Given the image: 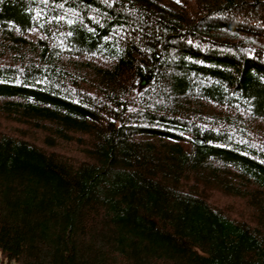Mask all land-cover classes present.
I'll use <instances>...</instances> for the list:
<instances>
[{
    "label": "trees",
    "instance_id": "trees-1",
    "mask_svg": "<svg viewBox=\"0 0 264 264\" xmlns=\"http://www.w3.org/2000/svg\"><path fill=\"white\" fill-rule=\"evenodd\" d=\"M0 116L2 264H264V0H0Z\"/></svg>",
    "mask_w": 264,
    "mask_h": 264
},
{
    "label": "rangeland",
    "instance_id": "rangeland-1",
    "mask_svg": "<svg viewBox=\"0 0 264 264\" xmlns=\"http://www.w3.org/2000/svg\"><path fill=\"white\" fill-rule=\"evenodd\" d=\"M0 130L19 138L26 139L46 152L63 157L70 162L82 163L89 159L88 143L90 137L88 136L80 137V140L79 138L77 139V135L68 140L60 139L45 127L34 128L30 124L28 125L23 122L17 123L14 120L4 118L3 116H0ZM190 183L191 181L186 185L189 187ZM199 186L203 185L200 184ZM206 196L209 197L214 204L223 207L233 217L243 219L247 222L250 220H252L251 222H254L253 212H251L249 208L251 206L245 199L228 196L220 191L210 188L206 191Z\"/></svg>",
    "mask_w": 264,
    "mask_h": 264
},
{
    "label": "built area",
    "instance_id": "built-area-1",
    "mask_svg": "<svg viewBox=\"0 0 264 264\" xmlns=\"http://www.w3.org/2000/svg\"><path fill=\"white\" fill-rule=\"evenodd\" d=\"M0 264H2V262L0 261Z\"/></svg>",
    "mask_w": 264,
    "mask_h": 264
},
{
    "label": "water",
    "instance_id": "water-1",
    "mask_svg": "<svg viewBox=\"0 0 264 264\" xmlns=\"http://www.w3.org/2000/svg\"><path fill=\"white\" fill-rule=\"evenodd\" d=\"M143 83H145V81H143Z\"/></svg>",
    "mask_w": 264,
    "mask_h": 264
}]
</instances>
